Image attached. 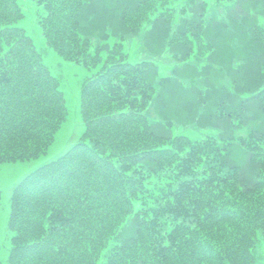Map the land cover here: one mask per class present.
<instances>
[{
    "label": "trees",
    "instance_id": "1",
    "mask_svg": "<svg viewBox=\"0 0 264 264\" xmlns=\"http://www.w3.org/2000/svg\"><path fill=\"white\" fill-rule=\"evenodd\" d=\"M33 2L47 46L94 71L77 139L11 186L4 264H251L264 0ZM25 14L0 0V161L43 154L68 112Z\"/></svg>",
    "mask_w": 264,
    "mask_h": 264
},
{
    "label": "rangeland",
    "instance_id": "2",
    "mask_svg": "<svg viewBox=\"0 0 264 264\" xmlns=\"http://www.w3.org/2000/svg\"><path fill=\"white\" fill-rule=\"evenodd\" d=\"M210 5H214V0H208ZM22 2L25 16L18 21L33 37L35 47L40 51L45 59L48 68L58 76L61 80V88L64 91L65 102L68 105L67 116L60 124L61 126L54 133V140L48 145L43 154L23 160L0 161V260L5 263L8 245V230H6V216L9 209V193L11 186L21 176L32 170L33 167L44 163L47 159L54 157L55 154L66 149V146L77 139V134L82 130V125L79 122L78 111V87L83 78L94 71V67H84L74 60H67L60 57L51 47L47 46L44 36L41 33L39 25L35 21V9L37 8L33 0H20ZM208 3V4H209ZM217 9V8H216ZM136 41V40H135ZM132 41L133 46L137 43ZM77 104V105H76ZM183 129L181 125H175V122L163 127L160 131L179 132ZM184 130V129H183ZM186 133L196 135L198 131L193 129L184 130ZM254 249L255 258L251 264H264V240L261 236L258 237Z\"/></svg>",
    "mask_w": 264,
    "mask_h": 264
}]
</instances>
